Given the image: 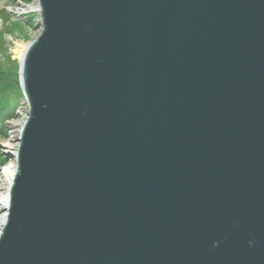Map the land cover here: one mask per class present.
Returning <instances> with one entry per match:
<instances>
[{
  "label": "water",
  "instance_id": "95a60500",
  "mask_svg": "<svg viewBox=\"0 0 264 264\" xmlns=\"http://www.w3.org/2000/svg\"><path fill=\"white\" fill-rule=\"evenodd\" d=\"M0 264H264V0H37Z\"/></svg>",
  "mask_w": 264,
  "mask_h": 264
},
{
  "label": "rangeland",
  "instance_id": "374dc122",
  "mask_svg": "<svg viewBox=\"0 0 264 264\" xmlns=\"http://www.w3.org/2000/svg\"><path fill=\"white\" fill-rule=\"evenodd\" d=\"M36 5V0H0V70L18 73L19 59L13 51L15 42L27 43L39 32ZM15 114V117L6 123L7 137H0V151L4 157V160L0 161V179L4 171L14 170L13 160L5 154L16 152L15 131L19 130L26 117L23 99ZM1 209L0 206V211Z\"/></svg>",
  "mask_w": 264,
  "mask_h": 264
},
{
  "label": "trees",
  "instance_id": "16d2710c",
  "mask_svg": "<svg viewBox=\"0 0 264 264\" xmlns=\"http://www.w3.org/2000/svg\"><path fill=\"white\" fill-rule=\"evenodd\" d=\"M22 99L18 75L0 70V137H7L6 121L15 117V112ZM4 157L0 151V161Z\"/></svg>",
  "mask_w": 264,
  "mask_h": 264
},
{
  "label": "bare ground",
  "instance_id": "6f19581e",
  "mask_svg": "<svg viewBox=\"0 0 264 264\" xmlns=\"http://www.w3.org/2000/svg\"><path fill=\"white\" fill-rule=\"evenodd\" d=\"M35 7H37V6H35ZM38 33L39 32H37L35 34V36ZM27 45L28 44L26 42H15V48L13 51L16 54L19 61L22 60ZM25 109H26V106H25ZM24 119H25V117H24ZM19 132H20V128H19V130L15 131V136H18ZM13 154H16V152H14ZM13 174H14V170L4 171L2 173V176H1L2 178L0 179V185H1V187H0V206L2 208L0 211V232L2 230L3 225L6 222L7 210H8V205H9V188H10V184L12 181Z\"/></svg>",
  "mask_w": 264,
  "mask_h": 264
}]
</instances>
